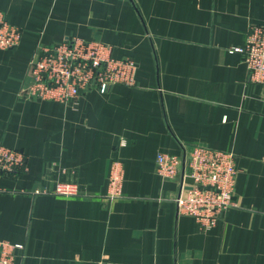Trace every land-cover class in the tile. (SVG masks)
Returning a JSON list of instances; mask_svg holds the SVG:
<instances>
[{
  "label": "crops",
  "instance_id": "1",
  "mask_svg": "<svg viewBox=\"0 0 264 264\" xmlns=\"http://www.w3.org/2000/svg\"><path fill=\"white\" fill-rule=\"evenodd\" d=\"M20 44L0 50V146L26 169L0 175V240L15 264H264V86L243 47L264 0H0ZM72 37L131 58L136 85L89 89L77 106L20 95L40 47ZM232 152L237 207L201 231L176 204L159 153ZM122 196L107 199L112 167ZM184 164L181 173L184 171ZM60 183L80 196L46 195Z\"/></svg>",
  "mask_w": 264,
  "mask_h": 264
},
{
  "label": "built area",
  "instance_id": "2",
  "mask_svg": "<svg viewBox=\"0 0 264 264\" xmlns=\"http://www.w3.org/2000/svg\"><path fill=\"white\" fill-rule=\"evenodd\" d=\"M22 30L9 23L0 10V50L16 48ZM234 51L244 56L251 81L264 86V24L250 27L246 43ZM138 66L128 57L116 59L113 47L98 40L86 41L72 37L52 47H40L35 52L20 95L24 98L54 101L77 106L84 93L97 89L108 93L116 85H136ZM23 152L0 146V175L16 177L26 169ZM184 164V171L181 167ZM157 173L168 180H177L176 204L181 215L193 217L201 231L214 228L230 208L237 207L235 188L239 170L232 152L203 145L193 147L183 159L159 153ZM193 179L189 183L188 179ZM122 169L115 162L109 180L107 199L122 196ZM46 195L80 196L78 185L60 183ZM23 244L0 240V264H15Z\"/></svg>",
  "mask_w": 264,
  "mask_h": 264
},
{
  "label": "water",
  "instance_id": "3",
  "mask_svg": "<svg viewBox=\"0 0 264 264\" xmlns=\"http://www.w3.org/2000/svg\"><path fill=\"white\" fill-rule=\"evenodd\" d=\"M188 182H189V183H193V179H190V178H189V179H188Z\"/></svg>",
  "mask_w": 264,
  "mask_h": 264
}]
</instances>
